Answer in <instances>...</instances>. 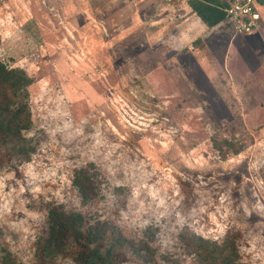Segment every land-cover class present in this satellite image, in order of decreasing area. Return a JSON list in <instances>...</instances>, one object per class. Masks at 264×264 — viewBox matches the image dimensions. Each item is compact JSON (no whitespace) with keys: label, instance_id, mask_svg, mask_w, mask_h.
I'll return each instance as SVG.
<instances>
[{"label":"rangeland","instance_id":"1","mask_svg":"<svg viewBox=\"0 0 264 264\" xmlns=\"http://www.w3.org/2000/svg\"><path fill=\"white\" fill-rule=\"evenodd\" d=\"M217 5L0 0V264H264V0Z\"/></svg>","mask_w":264,"mask_h":264},{"label":"built area","instance_id":"2","mask_svg":"<svg viewBox=\"0 0 264 264\" xmlns=\"http://www.w3.org/2000/svg\"><path fill=\"white\" fill-rule=\"evenodd\" d=\"M127 1V0H120ZM167 6L183 5L187 0H158ZM217 8L235 35L250 36L263 22L262 0H219Z\"/></svg>","mask_w":264,"mask_h":264},{"label":"trees","instance_id":"3","mask_svg":"<svg viewBox=\"0 0 264 264\" xmlns=\"http://www.w3.org/2000/svg\"><path fill=\"white\" fill-rule=\"evenodd\" d=\"M216 3L219 5L220 4L219 0H216ZM193 8L196 11V13L202 18V20H204V22L208 23L209 26H213V25H215L217 23V21L214 20L213 18L205 17V15H203L196 7H193ZM221 14L223 15V17H225L223 12H221ZM6 69L7 68H5L3 65H0V79L8 80V78L15 77L13 73L8 72ZM16 79H17V81H11V86H9L10 88L8 89V91L10 92V94H9L10 97L6 101V103H9V106H11L13 103H15L17 101V98L20 96L19 95L20 94L19 91L24 90L23 89V87H24L23 84L24 83L22 82L23 78H16ZM7 109H8V107H7ZM18 118H19V113L15 114V118L14 119L17 120ZM6 125L8 127V130H11V128L13 126V121L12 120H8ZM99 253H100L99 251H95L94 252V254L98 255V256H99ZM85 264H91L90 259L89 260L86 259Z\"/></svg>","mask_w":264,"mask_h":264},{"label":"crops","instance_id":"4","mask_svg":"<svg viewBox=\"0 0 264 264\" xmlns=\"http://www.w3.org/2000/svg\"><path fill=\"white\" fill-rule=\"evenodd\" d=\"M128 1V0H127ZM186 4V3H185ZM165 5V4H164ZM184 5V4H183ZM183 5H178V6H183ZM174 7H176V6H174Z\"/></svg>","mask_w":264,"mask_h":264}]
</instances>
